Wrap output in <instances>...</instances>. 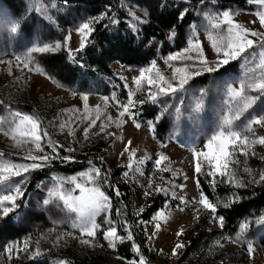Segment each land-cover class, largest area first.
<instances>
[{
    "label": "snow or ice",
    "instance_id": "obj_1",
    "mask_svg": "<svg viewBox=\"0 0 264 264\" xmlns=\"http://www.w3.org/2000/svg\"><path fill=\"white\" fill-rule=\"evenodd\" d=\"M198 2L204 6L201 24H190V34L185 40L186 46L162 57L164 65L170 69V75H166L158 65L157 59L152 58L143 65H138V74L130 78L119 76L123 81L124 99H120L118 93L112 91L110 95L102 97V105L93 106L89 104V92L73 91L72 96L79 95L83 102L82 108L76 105L67 107L48 122L49 125L57 127L61 133L66 131V134L73 138V143L82 145L83 141H89L92 136L103 134V139L112 138L114 143L122 144L117 155L121 158L126 157L127 162L124 167L127 170L122 173L125 180H135L136 183L141 184L142 195L145 197L160 193L166 197L161 207L154 210L150 220L140 219L138 222L149 241L161 230L162 222L169 220L171 215L169 209L173 200L177 201L174 207L180 212L191 206L193 219L197 222L201 219L200 206H202L209 217L208 223H216L223 229L225 217L218 214L220 203L214 202L203 190L201 176L212 189L216 188L218 178L219 183H228L236 189L246 188L253 183L264 184V170L253 175L252 169L245 164L243 172L249 175L247 181L239 177L236 171L237 166L241 164L240 156L247 157L249 149L254 145L264 146V135L256 133L257 128L264 130V0H247L249 4L260 6V10L255 13V18L250 24L241 23L235 18L238 10L217 8L218 0H198ZM185 3H191V0H185ZM207 5L213 7L209 9ZM62 6L71 12L70 0H62ZM60 7L61 4L57 3V0H42L39 9H33L35 15L25 9V15L8 22L9 30L13 34L26 31L29 35L33 31L42 32L58 23L52 15V10L58 11ZM188 12L187 7L181 9L177 19L184 20ZM148 15L147 11L144 12V17H141L137 16L135 11L128 10L131 22L127 24V28L130 36L139 35L141 26L148 23L146 19ZM105 20L109 21L103 24L105 28L109 27V24L120 23L118 19L110 16L108 11L87 18L73 17L72 31L79 37L78 47L68 46L72 31H67L63 37V45L59 39L54 43H33L22 56L14 57L15 66L30 73L44 75L56 83L57 87H63L50 72L35 63L33 53H55L63 46L67 51L68 59L74 60L77 54L88 46L96 31L95 26ZM251 24L256 26L253 27ZM174 29L175 25H171L168 30L169 40H174L177 35ZM201 29L204 39L201 38ZM234 62L239 63L238 72ZM0 63L9 65V74H11L13 61H0ZM128 68L130 71L133 70L131 64ZM204 77H211L207 86L202 85L197 79ZM190 89L199 93L193 108L194 113L204 109L206 97L215 99L214 89L223 92L215 127L207 130L205 136L201 137L202 147L199 150L196 147L190 149L194 161V182L196 188L200 189L198 197L191 198L183 194L186 184L176 183L177 177L183 176L185 181L189 177L181 169L172 166L168 155L161 151L156 152L153 157L145 151L143 155L138 156L139 148L131 138L125 139L122 132L129 121L136 129L142 127L137 117L146 104L160 105L158 114L154 115L152 121L147 122L148 129L153 133L156 127L155 121H162L166 114L172 115L170 108H174L176 118L179 120L182 115L181 107L169 104L167 98L176 97L182 105L183 99L178 94ZM138 94L145 95L141 98ZM2 103L3 101H0V104ZM109 106L115 109V115L108 111ZM6 112L7 115H0V135L12 141L13 147L18 150L16 154L22 155L25 162L6 158V154L0 151V219L9 217L20 208L19 202L25 197V184L31 172L50 166L55 160L72 161L75 157L71 153L76 151L74 147L67 146L66 152L69 154L61 155L60 149H65V145L52 139L48 128L43 126L39 113H24L10 106ZM60 115H64L65 118L56 124ZM73 124H76V127H73ZM80 125H84L81 130L82 141L76 139V130ZM160 146H164L163 142ZM252 155H255L254 151ZM96 159L103 163L105 157L101 155ZM260 159L264 161V155ZM148 161H152L153 171L146 176L145 164ZM87 163V169L75 175L59 176L52 173L49 185H45L44 181L38 185L46 188V194L38 202L41 210L47 211L52 206L61 209L67 214L64 222L69 223L71 230L58 231L55 227L49 228L46 233H40V239L34 242L35 246L29 235L8 241L0 247V251L5 254L9 262L13 258L18 259L21 254L34 259L43 252L50 251L41 248V240H50L53 247H60L62 242L66 244L67 238H71L76 243L88 247L106 246L110 249L117 247V241H128L137 256L135 261L130 260L128 264H149L141 250V245L134 239L132 224L127 219L126 212H122L120 207L115 208L116 215L121 217L119 224L123 227V234L118 231V222L112 218L113 203L106 187L113 188L117 197L121 193L118 186L113 185L110 179V170H103L92 159ZM178 189L181 192L179 195ZM242 198V195L233 192L230 197L222 201V206L227 209ZM144 211L145 206L142 205L136 215L140 216ZM254 222L264 228V213L258 215ZM52 223L56 224L57 220L54 218ZM149 224H152V232L148 231ZM249 228V220L241 221L238 225L239 230L234 236L221 235L220 239L214 240V247L223 249L224 241L232 244L247 241L245 248L251 258L254 244L247 239ZM184 232L185 229L179 227L175 235L180 237ZM98 236L102 237L106 245L100 244ZM184 246L182 242L175 243L171 248V255H179L178 250ZM158 251L162 253L163 248ZM57 264H71V262L65 258L57 260ZM220 264H224V261L221 260Z\"/></svg>",
    "mask_w": 264,
    "mask_h": 264
},
{
    "label": "rangeland",
    "instance_id": "obj_2",
    "mask_svg": "<svg viewBox=\"0 0 264 264\" xmlns=\"http://www.w3.org/2000/svg\"><path fill=\"white\" fill-rule=\"evenodd\" d=\"M41 3L42 0H21L20 2H18V5L20 6L22 14L25 15V9H28L29 12H33V9H39ZM124 6L127 12L129 9H131L136 12L137 16L144 17V12L146 11L145 3H143V5L141 6L136 5L131 1H126L124 3ZM176 7L177 9H179V11L185 7L189 9L188 15L190 18V23L186 26L184 33V42L182 45V47H184L186 46V37L190 34L189 25L193 23L199 25L202 22V8L204 6L200 4L190 5L188 3L186 4L184 2H180L176 4ZM207 7L211 9L213 6L207 5ZM216 7H226L238 10V14L235 18L241 23L249 24L255 18V13L260 10V6L249 4L248 2L243 7L227 4L217 5ZM33 14L35 15L34 12ZM52 15L57 19L58 23L48 29H44L42 32L33 31L31 35H29L26 31H21L13 34L9 30L8 22L16 20L18 19V17L13 15V13L6 6L3 0H0V61H13V64L11 66V74H9V65H7L6 63H0V101H3V103L0 104V115H7L6 110L9 106L14 110L29 114L35 112L36 110L44 117L45 122L43 123V126L48 128L53 140H59L60 142H63L65 148L67 146L74 147L76 149L75 152H80L83 148H87L90 146L97 147L98 145L95 144H104L101 151V154L105 157L104 162L110 168L121 167L123 168L124 172L127 170L124 167L127 162L126 157L121 158L117 155L118 151L122 148V144L120 142L114 143L112 138L105 140L102 138L103 134H100L99 136H92L89 141H83L81 145L80 143H73V138L69 137L66 134V131L64 133H61L57 127L49 125L48 122L52 121L54 116H57L58 113H62L63 109L72 105H76L77 107L82 108L83 102L80 100L79 95L74 97L71 94L72 92L57 87L44 75L37 74L35 72L30 73L26 69L21 70L15 66L16 62L14 60V57L18 55L22 56L25 53L26 49L33 43H54L55 40L59 39L61 40L63 45V37L65 33L67 31H72L74 28L73 16H71L62 5L58 11L53 9ZM87 17L88 16H81L80 18ZM61 18H65L63 24H60L59 22ZM77 22H79V20ZM251 26L255 27L256 25L251 24ZM201 38L204 39L202 29ZM78 43L79 37L74 31H72V38L68 46L76 48L78 47ZM205 43L207 44L206 40ZM148 48L153 49L155 55L152 58L157 59L158 65H160L161 70L166 75H170V69L164 65L162 57L174 51L170 49H163L162 51V48L157 41H151L148 45ZM60 50L66 51L63 46L57 51ZM38 54L40 55L41 53H33V55ZM209 56H211V52H209ZM128 66L114 63L112 65V69L118 78L120 75L130 78L131 76L138 74V65H132V71L129 70ZM234 67L238 72L239 63L234 62ZM17 77H19L20 79L17 80ZM197 79L204 86L209 85L211 81V77ZM129 83H131L130 79ZM138 95L143 98L145 94ZM178 95L183 99L182 105L180 104V100L176 97H169L167 98V100L169 104L181 107L182 115L179 120L176 118L174 108H170L169 111L172 113V115L169 116L168 114H166L162 121H155L156 127L154 133L151 132L147 126V122L152 121L153 119H140L139 121L142 124V127L140 129H136L131 121H129L122 129V132L125 139L131 138L135 146L139 148L140 151L137 153L138 156L143 155L145 151L148 155L153 157L156 152L161 151L168 155L171 158L172 166L181 169L189 177L187 181L183 179V176L176 178L177 184H186V189L184 190L183 194H185L189 198L193 196L198 197L199 189L196 188L194 182V161L190 149L192 147H196L197 150H199L202 147L201 137L205 136L207 130L215 127L217 116L221 107V98L223 96V92L219 89H214L213 95L215 99L212 100L206 97L205 107L199 113L193 112L196 98L199 95L198 92H193L190 89L189 91L180 93ZM89 104L93 106L96 104L102 105V96L89 95ZM152 106L156 109V114H158L160 105ZM108 111L115 115V109L113 107L109 106ZM194 116L196 117L195 119L193 118ZM64 118V115L58 116L55 123L58 124ZM160 122H163L165 126L162 134L157 130V125ZM77 123L79 122L77 121ZM83 126L84 125H80V127L76 130V139L80 141L83 140L81 131ZM73 127H76V124H73ZM256 133L257 135H264V130L257 128ZM161 142H163V147L160 146ZM105 149H107V151H105ZM0 151H3L6 154V158L12 159L17 162H25L23 161L22 155L16 154L18 150L13 147L12 141L8 138L3 137L2 135H0ZM253 151L255 152V155H252ZM262 155H264V146H260L257 144L254 145L252 149H249V155L247 157L240 156L239 159L241 160V164L236 168L237 175L239 177H242L245 181L249 179V175L243 172V167L245 166V164L252 169L253 175L257 174L261 170H264V161L260 159ZM151 164L152 161H148L145 164L146 176L153 171ZM87 167H84L80 171L86 170ZM165 175L168 174L165 173ZM50 177L45 181V185H49ZM141 179L143 180V178ZM200 179L204 187L208 190L210 198H212L214 202H219L222 205V201L231 196L232 193L223 197L219 196L216 193L215 189L208 187V183L203 176H201ZM120 180L133 185L139 192L132 198L133 213L134 215H136L138 208L142 205L144 206L145 200L148 197L142 195L143 189L141 187V184L136 183L135 180H125L122 174ZM217 185L235 188L228 183H219V178ZM251 185L258 184L253 183ZM45 194L46 188L39 187L35 193H31L29 196H27L26 200L24 201L22 210L20 211L19 208L15 212H18L19 215L14 219L19 224L22 233L19 235H15L14 237L9 239L4 238L3 236L0 237V247H2L10 240L22 239L25 235H29L32 237L33 246H35L34 242L37 239H40V233H46L47 229L52 227L57 228L58 231L71 230L69 223L64 222L67 219V214L61 209L52 206L49 207L47 211L41 210L38 202ZM160 194L163 196V198L166 199L163 193ZM177 194H181L179 189L177 190ZM21 202L22 201L19 202L20 205L22 204ZM176 203L177 201L175 200L171 202V206L169 209L171 215L169 217V220L167 222H162L161 230L155 237H153L151 241L147 239L139 224H136L138 230L143 234L146 240L148 249L156 254L154 264H177L183 252L189 245L188 241L186 240L185 232L195 224L200 223L193 219L191 206H188L185 211L180 212L174 207ZM200 207L201 219L199 221L202 220V224H207L209 231L219 230L220 228L216 223H208L209 217L207 213L202 209V206ZM262 213H264V208L261 209L258 213L251 212L242 220L250 221V228L247 233V239H250L254 244V253L251 258H249L245 248V244L247 241H243L238 244H232L224 241L223 243H225V247L221 249L214 247L213 245L214 240L220 239L216 238L201 243L200 247L196 251L191 252L188 257H186L180 264H220L221 260L224 261V264H264V228H261L254 222L255 218ZM54 218L57 220L56 224L52 223V220ZM202 224L200 223V226ZM147 227L148 231L152 232V224H149ZM179 227H183L185 229V232L182 236L176 237L175 233ZM97 239L100 241L99 236ZM178 241L182 242L185 246L178 250L179 255L173 256L171 255V248ZM40 246L42 249H46L48 247L53 250L71 248L76 252L86 253L88 255L99 254L111 264H128L129 262L123 261L113 255L106 254L101 246L88 247L76 243V241L71 238H67L66 244L62 242L60 247H53L50 240H41ZM160 248H163L162 253L158 251V249ZM43 254H46V251L41 255ZM2 257H5V254L0 251V260L2 259ZM57 260H51L50 264H57Z\"/></svg>",
    "mask_w": 264,
    "mask_h": 264
},
{
    "label": "trees",
    "instance_id": "obj_3",
    "mask_svg": "<svg viewBox=\"0 0 264 264\" xmlns=\"http://www.w3.org/2000/svg\"><path fill=\"white\" fill-rule=\"evenodd\" d=\"M3 1L14 16L18 18L23 16L18 5L21 0ZM126 1H131L141 6L145 3V10L149 13L146 17L148 23L141 26L138 36H130L129 34L127 24L131 21L124 6ZM180 2L185 3V0H70L71 12L68 11V13L73 17L95 16L99 12L108 11L109 15L118 19L120 23L116 25L109 24L107 28L103 24L109 23L108 20H105L102 24H97L95 26L96 31L93 33L88 46L85 50L78 53L74 60H69L67 52L60 50L55 53L33 55L34 61L50 72L54 79L63 85V87L59 88L70 92L76 91L77 93L87 91L90 95L102 97L110 95L112 91H116L120 99H124L123 83L115 75L112 65L114 63L125 66L129 64H144L155 55L153 49L148 48L151 41H157L162 51L163 49L175 51L181 48L184 42L185 29L190 23V18L187 15L184 20L177 19L179 9H177L176 4ZM57 3L62 5V0H57ZM246 3L247 0H218V5L227 4L243 7ZM188 4L198 5L199 2L198 0H191V3ZM64 19H60V24H63ZM171 25H175L174 30L177 33L174 40L168 39V30ZM53 84L56 85V83ZM35 112L39 113L36 110ZM155 114L156 109L151 104H146L139 112L137 119H153ZM40 115L44 123L45 119L42 114ZM164 127L163 122H160L157 125L158 132L162 134ZM60 143L63 144V142ZM95 145L98 146H90L83 148L80 152L71 153L75 157L72 161L62 162L61 160H55L50 166L31 172L25 184L26 194L21 202L20 211L27 196L35 193L39 188L40 182L48 180L52 173L63 176L73 175L87 167V161L92 159L103 170H110V179L113 185L118 186L121 193L117 197L113 188L106 187L112 199V218L118 222V231L123 234V227L119 224L121 217L115 213L116 207H120L122 212H126L127 219L132 224L135 241L141 245V250L149 264H154L156 254L148 249L146 240L136 224L140 219L149 220L154 210L161 207L165 198L161 194H154L152 197L146 198L144 203L145 211L140 216L134 215L132 198L139 193L138 190L133 185L120 180L123 168H110L104 161L101 163L96 159L102 155L101 151L104 144ZM60 153L61 155L69 154L66 152V148L60 149ZM202 188L209 194L203 183ZM215 191L221 197L237 192L243 198L227 209L220 204L218 214L225 217L223 229L209 231L207 224H202V220L199 221L202 224L201 226L199 223L189 228L185 232L189 245L177 264H180L191 252L196 251L201 243L210 239L220 238L221 235L235 234L238 231L239 223L245 217L251 212L258 213L264 208V184H250L248 187L240 189L217 185ZM18 215L17 212L10 214L9 217L0 219V237L3 236L9 239L22 233L19 224L14 220ZM99 242L102 245H106L102 237H100ZM101 247L108 255H113L119 259L123 257L121 259L123 261H135L137 259L128 241H117L115 249H110L106 246ZM46 249L50 251H46V254L34 259L21 255L18 259L13 258L9 262L5 257H2L0 264H50L51 260L65 258L71 264H111L99 254L88 255L76 252L71 248L53 250L48 247Z\"/></svg>",
    "mask_w": 264,
    "mask_h": 264
}]
</instances>
